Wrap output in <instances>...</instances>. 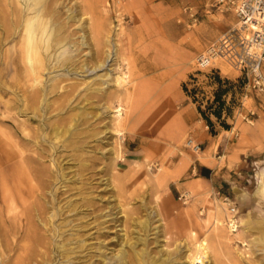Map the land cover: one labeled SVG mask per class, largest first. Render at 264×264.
I'll return each instance as SVG.
<instances>
[{"label": "rangeland", "instance_id": "rangeland-1", "mask_svg": "<svg viewBox=\"0 0 264 264\" xmlns=\"http://www.w3.org/2000/svg\"><path fill=\"white\" fill-rule=\"evenodd\" d=\"M6 1L0 264H126L121 252L127 259L131 251L144 264H191L203 240L209 246L202 264H263L264 71L255 79L222 60L204 69L195 64L235 24L234 13L215 0H42L35 13L43 8L41 20L52 19L58 30L53 26L48 51L44 34L31 33L42 60L30 67L28 35L19 26L35 13L23 1ZM206 7L219 16L207 17ZM187 107L219 139V174L177 173L201 154L185 144L188 137L199 142L182 115ZM13 151L28 171L20 184L28 193H12ZM224 196L238 210L235 232L225 224Z\"/></svg>", "mask_w": 264, "mask_h": 264}, {"label": "built area", "instance_id": "built-area-1", "mask_svg": "<svg viewBox=\"0 0 264 264\" xmlns=\"http://www.w3.org/2000/svg\"><path fill=\"white\" fill-rule=\"evenodd\" d=\"M215 5L221 10H231L236 22L195 56L197 68L204 69L222 60L241 74L252 75L255 79L262 78L264 0H215ZM185 144L195 153L202 151L200 142L192 137H188ZM180 197L186 200L188 193L184 192ZM223 201L226 205L225 224L230 232H235L240 225L238 210L228 196H224Z\"/></svg>", "mask_w": 264, "mask_h": 264}, {"label": "bare ground", "instance_id": "bare-ground-1", "mask_svg": "<svg viewBox=\"0 0 264 264\" xmlns=\"http://www.w3.org/2000/svg\"><path fill=\"white\" fill-rule=\"evenodd\" d=\"M23 1V3H24V9L27 11V10H31V11H33L34 13H35V11H39V10H36V6L38 5L39 6V4H41V1L42 0H20V2H22ZM8 2V0L6 1V3ZM14 2V1H13ZM50 2V1H49ZM8 3H10V2H8ZM16 3H18V2H16ZM11 5H12V2L10 3ZM18 4H20V3H18ZM22 4V3H21ZM45 4V3H44ZM43 4V5H44ZM15 5V4H14ZM13 5V6H14ZM38 6H37V8H38ZM45 6V5H44ZM17 7V6H16ZM20 7L22 8V6L20 5ZM41 7H43L42 6V4H41ZM48 7V6H47ZM1 8V7H0ZM3 8V7H2ZM10 8V7H9ZM18 8V7H17ZM49 8V7H48ZM47 8V9H48ZM51 9H52V7H50ZM47 9H45V10H47ZM50 9V10H51ZM2 10V9H1ZM12 10V9H11ZM10 10V11H11ZM42 10H43V8H41V12L40 13H35L34 15H29V14H27V15H25V17L23 18L24 19V26H19V27H24V30H25V32L27 33V37H25L26 38V41H25V43H24V47H23V45H22V47H23V49H24V51H25V54H26V56H27V58L29 59V60H31L32 61V63H31V65H30V67L31 66H33V65H35V62L37 63V61L39 60V61H41L42 59H40L41 57L39 56V52H38V48H41V42L39 41V38L37 39V38H31V33L33 34V33H38V32H40L42 35L44 34V44H43V47H45L44 49L45 50H47L48 51V49H49V47H51V37H52V33H54V30H55V28L54 27H56V26H54V25H52V19L49 21H43V20H41V18H42V14H44L46 11H44V13L42 12ZM49 10V11H50ZM3 11V10H2ZM9 11V12H10ZM48 11V10H47ZM25 12V11H24ZM51 12V11H50ZM12 13H13V11H12ZM23 13V12H22ZM21 13V14H22ZM53 13V12H52ZM4 15V11H3V13H1L0 14V16L1 15ZM6 14V13H5ZM16 14V13H15ZM25 14V13H24ZM32 14V13H31ZM45 14H47V12L45 13ZM54 14V13H53ZM52 14V17L51 18H53L54 16H55V14L53 15ZM2 15V17L4 18L5 16H3ZM50 15V14H49ZM17 16V15H16ZM46 16V15H45ZM51 16V15H50ZM47 17V16H46ZM49 17V16H48ZM17 18H20L21 19V17H17ZM10 19V18H9ZM22 19V20H23ZM44 19V18H43ZM49 19H50V17H49ZM1 20H4V19H1ZM15 20V19H14ZM13 20V21H14ZM54 20V19H53ZM10 21V20H9ZM17 21V20H16ZM15 21V22H16ZM12 22V21H11ZM14 22V23H15ZM17 23H18V21H17ZM17 23H15V24H12V25H16ZM55 23V22H54ZM1 24V23H0ZM3 24V23H2ZM19 24V23H18ZM20 24H21V22H20ZM57 24V23H56ZM55 24V25H56ZM4 25H5V21H4ZM58 25V24H57ZM54 26V27H53ZM13 27V26H12ZM3 28H5V27H3ZM6 28H7V26H6ZM5 28V29H6ZM18 28V27H17ZM60 28V27H59ZM8 29V28H7ZM23 29V28H22ZM37 29V30H36ZM56 29L58 30V28L56 27ZM61 29H62V27H61ZM8 31H9V29H8ZM8 31H6V32H8ZM18 31H19V29H18ZM13 32V31H12ZM25 32H22V33H25ZM55 32H58V31H55ZM11 33V32H10ZM14 33V32H13ZM15 33H17V32H15ZM21 33V34H22ZM12 34V33H11ZM11 34H10V36H11ZM20 34V33H19ZM20 34V35H21ZM61 34V33H60ZM6 36H7V34H5ZM4 35V36H5ZM38 35V34H37ZM57 35V34H56ZM5 36V37H6ZM12 36H13V34H12ZM23 36H24V34H23ZM22 36V37H23ZM3 38V37H2ZM24 38V37H23ZM43 38V37H42ZM54 38H55V35H54ZM56 39V38H55ZM1 40H3V39H1ZM53 40V39H52ZM65 41V40H64ZM23 42V41H22ZM21 42V43H22ZM55 42H57L56 40H55ZM76 43V42H75ZM14 47V46H13ZM53 47V46H52ZM103 47V46H102ZM110 49V48H109ZM108 49V50H109ZM11 50V49H10ZM12 51V50H11ZM40 51V50H39ZM42 51V50H41ZM57 51V50H56ZM45 52V51H44ZM10 53H12V52H10ZM18 53H19V51H18ZM21 54H23V53H20V55ZM41 54V53H40ZM112 49L108 52V54H106V55H108V56H111L112 57ZM66 55V54H65ZM68 55V54H67ZM66 55V56H67ZM20 57L19 56V54L18 55H16V57ZM54 56H55V54H54ZM53 56V57H54ZM46 57V56H45ZM65 57V56H64ZM68 57H69V55H68ZM68 57H66V58H68ZM100 57H101V53H100ZM9 58V57H8ZM48 58V57H47ZM46 58V59H47ZM49 59V58H48ZM60 59V58H59ZM20 60V59H19ZM104 60V59H103ZM12 61V60H11ZM15 61V60H14ZM13 61V62H14ZM18 61V60H17ZM39 61H38V63H39ZM46 61V60H45ZM16 62V61H15ZM47 62V61H46ZM46 62H44L45 64H47ZM99 62V61H98ZM17 63V62H16ZM103 63V61L101 62V60H100V63H99V65L100 64H102ZM18 64V63H17ZM40 64H41V62H40ZM58 64V63H57ZM60 64V63H59ZM58 64V65H59ZM19 65H21V63L19 64ZM19 65H17L18 67H19ZM44 65V64H43ZM44 67H45V65H44ZM46 67H48V66H46ZM35 68V67H34ZM33 69V68H32ZM26 70H28V69H26ZM35 72V71H34ZM32 74V73H31ZM34 74V73H33ZM17 75V74H16ZM38 75V74H37ZM27 76V75H26ZM33 76V75H32ZM36 78V77H35ZM32 79V78H31ZM38 80V79H37ZM28 82V81H27ZM32 82H36V81H32ZM37 82H39V81H37ZM33 84V83H32ZM36 84H38V83H35V85ZM41 84V83H40ZM35 85H33V86H35ZM39 85V84H38ZM32 86V85H31ZM24 87H22L21 89H23ZM31 88V87H30ZM20 89V88H19ZM32 89V88H31ZM30 89V90H31ZM26 90V89H25ZM24 90V91H25ZM33 90V89H32ZM36 91V90H35ZM20 92V91H19ZM26 92V91H25ZM24 92V93H25ZM21 93H22V91H21ZM32 94V93H31ZM39 94V93H38ZM22 95H23V93H22ZM25 96H27V95H25ZM39 96V95H38ZM30 97V96H29ZM24 99H26V98H24ZM31 99H34V94H32L31 95ZM30 101V100H29ZM35 102V101H34ZM33 104V103H32ZM59 140V139H58ZM23 151V150H22ZM10 152V151H9ZM14 152V151H13ZM24 153V152H23ZM10 154V153H9ZM13 155H14V161H13V164H12V180H13V184H14V192H12V193H16V194H19L20 192H27L28 193V191H29V188H27V187H25V188H22L21 189V182H23V183H25L26 182V177H27V174H28V171H26L25 170V168L20 164V162L19 161H17L16 160V156L18 155L16 152H14L13 153ZM10 156V155H9ZM8 157V156H7ZM11 157V156H10ZM23 158H25V161H27V162H29V160H32L33 159V157H31L30 155H24L23 156ZM9 159H11V158H9ZM12 163V162H11ZM29 166V165H28ZM30 167V166H29ZM7 169V168H6ZM35 170V169H34ZM31 171V170H30ZM34 173H35V171H33ZM38 172H39V170H38ZM37 172V173H38ZM41 172V171H40ZM1 175H3V174H1ZM7 175V174H6ZM5 175V176H6ZM35 175V174H34ZM30 176V175H29ZM36 176V175H35ZM41 176V175H40ZM4 177V176H3ZM5 178V177H4ZM6 178H7V176H6ZM31 178V177H30ZM34 179V178H33ZM32 180V179H31ZM39 180V179H38ZM3 181H5V180H3ZM7 181V183H8V181L9 180H6ZM2 183H4V182H2ZM6 183V182H5ZM6 185V184H5ZM9 185V184H8ZM258 191H264V176H261V178H260V180H259V183H258ZM11 192V191H10ZM6 193V192H5ZM8 194H9V192H8ZM10 195V194H9ZM13 195V194H12ZM12 195H10V197L12 196ZM8 196V195H7ZM35 197V196H34ZM5 198H7L6 197V194H5ZM12 198V197H11ZM17 199V198H16ZM8 200V199H7ZM34 200V199H33ZM34 202H35V200H34ZM36 205V204H35ZM27 208H25V210H24V214H25V216H27L28 217V215H30V214H28L29 212L28 211H30V210H28V206H26ZM39 209V208H38ZM8 216V215H7ZM31 216V215H30ZM32 218V217H31ZM29 222H30V220H29ZM30 229V228H29ZM217 231V230H216ZM263 231V230H262ZM25 232H27V231H25ZM24 232V233H25ZM220 234H222L221 232H220ZM132 235V234H131ZM218 235V234H217ZM223 235V234H222ZM264 235V234H263ZM140 236V235H139ZM218 236H221V235H218ZM223 238V237H222ZM221 240V239H220ZM219 240V241H220ZM207 240H203L202 242H200L198 245H197V248H196V252H195V255L192 257V262H191V264H196V263H200V264H202L203 262H204V257L206 256V253H207V249L206 248H208L206 245H208L207 243L208 242H206ZM223 241V240H222ZM1 242V241H0ZM239 243V242H238ZM131 246V245H130ZM209 246V245H208ZM26 247V246H25ZM21 248V247H20ZM129 251V250H128ZM134 253H136V252H130V254L129 255H127L128 256V258L126 259L125 258V256L123 255V252H121V254H122V257L124 258L123 260H124V262L126 263V264H144V262H145V260L144 261H142V257L140 256V257H137L136 256V254H134ZM119 254V253H118ZM117 253H116V255H118ZM140 255V254H139ZM115 256V255H114ZM151 257V256H150ZM112 259V258H111ZM159 259V258H158ZM262 259V258H261ZM112 260H115V259H112ZM157 260V259H156ZM160 260V259H159ZM263 261V260H262ZM115 262V261H114ZM149 262H151L150 260H149ZM69 263V262H68ZM155 263H156V261H155ZM146 264V263H145ZM263 264H264V262H263Z\"/></svg>", "mask_w": 264, "mask_h": 264}, {"label": "crops", "instance_id": "crops-1", "mask_svg": "<svg viewBox=\"0 0 264 264\" xmlns=\"http://www.w3.org/2000/svg\"><path fill=\"white\" fill-rule=\"evenodd\" d=\"M210 4L214 5V1H211ZM202 11H206L204 13L207 17L210 16L211 12H213L216 16H219L220 14L217 8L214 10L206 7L202 9ZM195 113L194 108L187 107L183 111L182 115L185 116L186 124L193 130V135L202 144L203 149L198 157L197 164L190 161L187 164L181 165L177 168V173L182 174L186 171H190L192 174H196L197 178L203 179L210 174L220 173L222 167L220 162L222 155L216 153L219 143L217 135L210 134L206 129V124H204L201 120L196 119ZM239 165L244 166V162H239Z\"/></svg>", "mask_w": 264, "mask_h": 264}, {"label": "trees", "instance_id": "trees-1", "mask_svg": "<svg viewBox=\"0 0 264 264\" xmlns=\"http://www.w3.org/2000/svg\"><path fill=\"white\" fill-rule=\"evenodd\" d=\"M218 81H221V80L218 78ZM215 99H216L217 101L220 100V93H219V92H216ZM222 103H223V102H221L220 104H222ZM213 113H214L217 117H219V115H220V112H219L218 109H215V110L213 111ZM206 119H207L209 125H211V120H210L208 117H206ZM210 132H211L212 134L215 133L214 130H212V129L210 130ZM203 175H208V174H203Z\"/></svg>", "mask_w": 264, "mask_h": 264}]
</instances>
